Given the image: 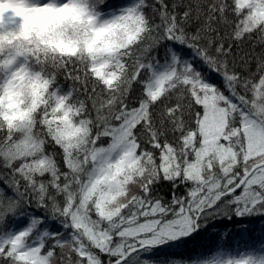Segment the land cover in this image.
<instances>
[{"label": "snow or ice", "instance_id": "6c2138e0", "mask_svg": "<svg viewBox=\"0 0 264 264\" xmlns=\"http://www.w3.org/2000/svg\"><path fill=\"white\" fill-rule=\"evenodd\" d=\"M254 217L264 0H0V264H264Z\"/></svg>", "mask_w": 264, "mask_h": 264}, {"label": "trees", "instance_id": "16d2710c", "mask_svg": "<svg viewBox=\"0 0 264 264\" xmlns=\"http://www.w3.org/2000/svg\"><path fill=\"white\" fill-rule=\"evenodd\" d=\"M131 2V0H128ZM125 0H106L105 5H100L101 11H106L108 7L124 6ZM253 47V42L245 39L239 49L240 53L250 51ZM260 46H255V51L260 52ZM235 51V48H234ZM169 185L163 184L160 186V192L166 198L169 194ZM248 224L246 231H241L237 228H232L227 240L222 242V248L227 255H238L247 249L254 248L256 251L264 250L261 248L264 245V221L259 217L250 218L245 221ZM218 236H212L207 239H198L189 246L187 254L200 253L203 258H211L216 254L220 246L217 244Z\"/></svg>", "mask_w": 264, "mask_h": 264}, {"label": "clouds", "instance_id": "9594fccd", "mask_svg": "<svg viewBox=\"0 0 264 264\" xmlns=\"http://www.w3.org/2000/svg\"><path fill=\"white\" fill-rule=\"evenodd\" d=\"M91 2L96 3L97 4V10H100V5L98 4V0H91ZM31 23L34 26H37L38 27V26H40V24L42 22L39 21V20H33ZM69 31H71V30H69ZM89 36H91V33H89ZM95 39H96L97 42H102L103 41V37H100V36L95 37Z\"/></svg>", "mask_w": 264, "mask_h": 264}]
</instances>
